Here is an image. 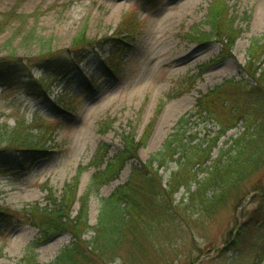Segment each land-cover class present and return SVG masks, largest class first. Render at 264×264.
<instances>
[{
    "label": "trees",
    "instance_id": "trees-1",
    "mask_svg": "<svg viewBox=\"0 0 264 264\" xmlns=\"http://www.w3.org/2000/svg\"><path fill=\"white\" fill-rule=\"evenodd\" d=\"M140 1L155 6L158 2ZM235 19L227 0H212L205 18L208 32L195 30L190 40L201 46L226 44V50L231 49L241 34L234 28ZM141 35L142 22L129 13L102 41L88 40L79 33L66 50H48L28 59L12 53L0 58V89L10 91L26 85L27 97L41 99L48 86L44 80H33L35 71L52 72L67 82L90 55L106 47L111 50L101 74L114 75L125 50ZM242 72L246 81H227L200 96L193 111L178 120L160 151L145 162L139 161L137 153L145 147L154 121L138 141H134L133 132L123 135L121 149L110 159L108 146L101 144L88 166L94 172L81 197L77 198V191L85 168H79L59 199L50 190L46 207L36 205L28 211L24 223L35 228L40 237L27 246L19 264H39L35 251L61 235L69 236L71 242L50 264H227L221 260L226 252L237 253L239 258L251 244L264 255V35L251 40ZM194 80L189 77L185 83L192 87ZM94 85L89 81V86ZM77 98L72 94L62 99L58 114L74 111ZM192 118L211 122L218 130L211 137L200 138L198 128L188 127ZM59 122L56 116L51 123L37 118L30 124L17 121L13 127L0 123V171L17 177L50 158ZM239 123L243 131L213 159L218 141ZM128 163H135L128 180L110 196L99 198L97 222L89 227L90 198L98 197ZM172 163L175 168L170 171ZM168 171L164 179L160 173ZM252 194V208H247L246 199ZM77 202L80 206L73 218L71 209ZM228 207L241 209L243 222L223 232L219 241L213 240L210 229L214 219ZM21 219L18 213L10 216L0 209V224L6 229L20 225ZM91 233L89 240H84ZM212 251L214 257L207 258Z\"/></svg>",
    "mask_w": 264,
    "mask_h": 264
},
{
    "label": "rangeland",
    "instance_id": "rangeland-1",
    "mask_svg": "<svg viewBox=\"0 0 264 264\" xmlns=\"http://www.w3.org/2000/svg\"><path fill=\"white\" fill-rule=\"evenodd\" d=\"M211 1L158 0L155 6L139 0H0V58L14 53L17 58L28 59L48 50H66L79 33L88 40L102 41L129 13H135L142 22V35L121 54L114 75L101 74L111 50L106 47L90 55L80 72L67 82L52 72L35 71L33 80H44L48 86L41 99L27 97L26 85L10 91L0 89V123L13 127L17 121L30 124L35 118L45 123L53 122L56 116L60 119L50 158L17 177L0 171V209L10 216L18 213L22 218L20 225L13 224L8 229L0 224V264L20 263L27 246L40 237L35 228L24 223L28 211L36 205L46 207L50 190L59 199L79 168L85 170L79 179L77 198L84 194L94 172L88 166L101 144L108 146L110 159L121 149L123 135L133 132L134 141H138L154 121L145 147L137 153L143 163L160 151L178 120L193 111L200 96L227 81L247 80L242 72L247 50L251 40L264 35V0H227L236 17L234 28L241 31L227 50L226 44L211 42L201 46L189 37L195 30L208 32L205 18ZM192 51H197L194 60L183 58ZM189 77L195 78L192 87L185 83ZM89 81L95 85L89 86ZM72 94L78 97L75 110L58 114L57 105ZM188 127L198 128L200 138L211 137L218 130L213 123H201L196 118L190 120ZM242 131L241 123L228 131L218 141L213 159ZM134 165L126 164L114 182L103 187L98 197L90 198L89 227L97 222L99 198L110 196L126 183ZM174 168L175 164H170V171ZM170 171L160 174L166 179ZM182 195L183 192L178 194L177 200ZM253 195L246 199L245 207L252 208L249 204ZM79 206L78 202L73 205L71 217L77 216ZM241 214V209L221 210L211 226L210 238L219 241L223 232L239 227L243 222ZM70 242L69 236L61 235L41 245L35 251L37 262L52 263ZM249 247L239 258L237 253L228 251L221 260L227 264H264V255L258 253L257 246ZM208 256L214 257V251Z\"/></svg>",
    "mask_w": 264,
    "mask_h": 264
},
{
    "label": "bare ground",
    "instance_id": "bare-ground-1",
    "mask_svg": "<svg viewBox=\"0 0 264 264\" xmlns=\"http://www.w3.org/2000/svg\"><path fill=\"white\" fill-rule=\"evenodd\" d=\"M184 57H188L190 60H194L197 57V51H192L188 55L183 56V58Z\"/></svg>",
    "mask_w": 264,
    "mask_h": 264
}]
</instances>
